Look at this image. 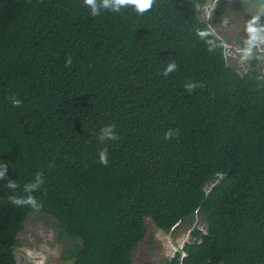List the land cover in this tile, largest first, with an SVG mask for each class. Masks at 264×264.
Instances as JSON below:
<instances>
[{"label":"trees","instance_id":"trees-1","mask_svg":"<svg viewBox=\"0 0 264 264\" xmlns=\"http://www.w3.org/2000/svg\"><path fill=\"white\" fill-rule=\"evenodd\" d=\"M250 3L0 0V264L30 216L69 264H133L145 218L198 223L163 264H264V74L209 29Z\"/></svg>","mask_w":264,"mask_h":264},{"label":"rangeland","instance_id":"rangeland-1","mask_svg":"<svg viewBox=\"0 0 264 264\" xmlns=\"http://www.w3.org/2000/svg\"><path fill=\"white\" fill-rule=\"evenodd\" d=\"M212 8L213 3L201 7L200 17L209 18ZM260 13L256 4L250 3L240 11L226 15L218 23L209 25V29L224 40L227 63L239 72L248 70L251 67L250 62L256 60L255 68L264 74V15L261 16ZM250 23L261 29L255 41L252 33L248 31ZM194 222L189 224L185 220L173 232H165L157 229L150 218H145L146 234L134 250L133 264H163L164 259L171 257L183 241L188 239L191 226L198 225L197 221ZM17 237L18 245L14 254L18 264H69L63 258L66 241L59 237L58 228L50 217H28Z\"/></svg>","mask_w":264,"mask_h":264},{"label":"clouds","instance_id":"clouds-1","mask_svg":"<svg viewBox=\"0 0 264 264\" xmlns=\"http://www.w3.org/2000/svg\"><path fill=\"white\" fill-rule=\"evenodd\" d=\"M153 0H84L85 6H87L90 11L91 15L97 16L100 15L102 11H111V12H118L123 7L131 6L135 9L138 14H143L147 12L152 6ZM258 20V18H254ZM248 31L253 35V41L258 38V33L261 29L253 27L252 23L248 25ZM248 51L245 52V57H247ZM67 63L71 64V59L67 61ZM175 65H169L167 68V72L174 70ZM105 138H114L112 136V129L110 127H106L102 130L101 139ZM100 162L107 165L108 160L106 158V154H102L100 157ZM3 170L0 171V177H2L5 172L7 171L6 168L0 166ZM14 186V185H13Z\"/></svg>","mask_w":264,"mask_h":264}]
</instances>
